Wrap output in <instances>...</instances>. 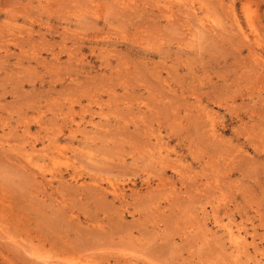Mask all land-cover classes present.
<instances>
[{
	"label": "rangeland",
	"instance_id": "374dc122",
	"mask_svg": "<svg viewBox=\"0 0 264 264\" xmlns=\"http://www.w3.org/2000/svg\"><path fill=\"white\" fill-rule=\"evenodd\" d=\"M0 264H264V0H0Z\"/></svg>",
	"mask_w": 264,
	"mask_h": 264
},
{
	"label": "bare ground",
	"instance_id": "6f19581e",
	"mask_svg": "<svg viewBox=\"0 0 264 264\" xmlns=\"http://www.w3.org/2000/svg\"><path fill=\"white\" fill-rule=\"evenodd\" d=\"M229 234H230V236H231V238L235 241V242H237V240L239 239L237 236V234L235 233V231L232 229V228H230L229 229ZM233 242V241H232ZM241 242V241H240ZM239 245V244H238ZM235 249V248H234ZM238 252V251H237ZM233 255V254H232Z\"/></svg>",
	"mask_w": 264,
	"mask_h": 264
}]
</instances>
